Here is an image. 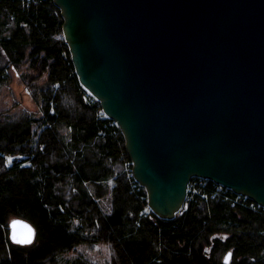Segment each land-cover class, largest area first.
Segmentation results:
<instances>
[{
    "label": "trees",
    "instance_id": "16d2710c",
    "mask_svg": "<svg viewBox=\"0 0 264 264\" xmlns=\"http://www.w3.org/2000/svg\"><path fill=\"white\" fill-rule=\"evenodd\" d=\"M62 23L52 0H0V85L17 75L41 107L0 109V264H68L58 255L78 244L103 246L111 264H264V208L232 204L230 189L211 197L212 180L193 177L172 219L148 208L119 127L78 81ZM108 193L105 214L97 197ZM17 217L35 227L30 245L10 239Z\"/></svg>",
    "mask_w": 264,
    "mask_h": 264
},
{
    "label": "water",
    "instance_id": "95a60500",
    "mask_svg": "<svg viewBox=\"0 0 264 264\" xmlns=\"http://www.w3.org/2000/svg\"><path fill=\"white\" fill-rule=\"evenodd\" d=\"M52 2L78 81L119 127L157 217L176 216L193 177L264 208V0ZM9 229L14 243L36 237L24 218Z\"/></svg>",
    "mask_w": 264,
    "mask_h": 264
},
{
    "label": "rangeland",
    "instance_id": "374dc122",
    "mask_svg": "<svg viewBox=\"0 0 264 264\" xmlns=\"http://www.w3.org/2000/svg\"><path fill=\"white\" fill-rule=\"evenodd\" d=\"M12 77L10 81L0 85V109L4 111L8 110L15 115H21L23 113L39 115L41 112L40 103L37 100H32L28 92L29 90L27 91V89L19 84L17 75H12ZM40 80H43L42 77ZM39 126L40 125L35 122L32 124L34 132L39 130ZM99 202L102 211L107 213L110 210L109 198L104 197L99 199ZM30 244H26V246ZM34 249H36V247ZM58 258L67 260V262H69L68 264H71L70 261H73V264H111L109 250H106L98 244H79L68 253H60Z\"/></svg>",
    "mask_w": 264,
    "mask_h": 264
},
{
    "label": "built area",
    "instance_id": "2783aa9c",
    "mask_svg": "<svg viewBox=\"0 0 264 264\" xmlns=\"http://www.w3.org/2000/svg\"><path fill=\"white\" fill-rule=\"evenodd\" d=\"M51 106H53V102H50ZM103 112V111H102ZM200 179H203V178H200ZM207 180V179H205ZM215 184V191L211 194V197L215 196V194L217 192H223L225 193L227 190H229L228 188L224 187L223 185L221 184ZM235 194V193H234ZM249 198L245 195H241V194H235V196L233 197V200H232V204H236V203H243V202H246ZM252 205V204H250ZM148 211H144L143 214L146 215Z\"/></svg>",
    "mask_w": 264,
    "mask_h": 264
},
{
    "label": "snow or ice",
    "instance_id": "6c2138e0",
    "mask_svg": "<svg viewBox=\"0 0 264 264\" xmlns=\"http://www.w3.org/2000/svg\"><path fill=\"white\" fill-rule=\"evenodd\" d=\"M13 239L19 244H29V243L32 242V230L31 229H27L26 235H24L21 238H17V235L14 232L13 233Z\"/></svg>",
    "mask_w": 264,
    "mask_h": 264
},
{
    "label": "crops",
    "instance_id": "0c3cea01",
    "mask_svg": "<svg viewBox=\"0 0 264 264\" xmlns=\"http://www.w3.org/2000/svg\"><path fill=\"white\" fill-rule=\"evenodd\" d=\"M26 89V88H25ZM28 91V90H27ZM29 92V91H28ZM29 95L32 97V100H37L38 102H39V99H37L36 97H33V95L29 92ZM95 99V98H94ZM40 114H41V112H40ZM39 114V115H40ZM105 115V114H104ZM36 116H38V115H36ZM87 188L91 191V192H93L94 191V189H93V187H92V185L91 184H87ZM104 197H108L109 198V201H110V210L107 212V213H109L110 211H111V195H110V193H108V194H106V195H104V196H98L97 197V200H98V202H99V199H102V198H104ZM99 204H100V202H99ZM101 207V206H100ZM103 213H105V212H103ZM106 214V213H105ZM79 245V244H78ZM89 245H91V244H89ZM95 245H97V244H95ZM77 247V245L75 246V248ZM103 247V246H102ZM104 248V247H103Z\"/></svg>",
    "mask_w": 264,
    "mask_h": 264
}]
</instances>
